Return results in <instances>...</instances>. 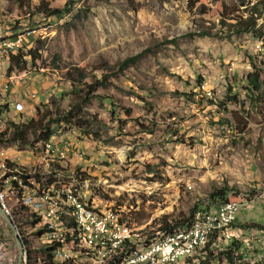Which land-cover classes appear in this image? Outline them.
Listing matches in <instances>:
<instances>
[{"label": "rangeland", "instance_id": "obj_1", "mask_svg": "<svg viewBox=\"0 0 264 264\" xmlns=\"http://www.w3.org/2000/svg\"><path fill=\"white\" fill-rule=\"evenodd\" d=\"M22 2L19 9L13 1L0 0V44L25 41L23 47L0 51L1 106H6L0 134L10 123H26L36 108L64 112L76 103L79 118L95 116L105 127L95 138L52 123L48 144L31 140L26 146L5 136L0 138V163L25 169L23 185L57 204L66 206L69 198L80 195L86 206L112 208L141 240L150 239L144 229L166 217L182 220L196 206L214 210L210 195L227 189V198L243 206L231 228L241 245L236 255L249 264H264V83L259 104L244 90L251 61L264 63V27L256 36H187L197 30L195 20L209 26L219 19L221 4L234 9L235 0ZM45 2L57 9L69 4L71 10L44 19L35 12ZM201 7L207 14H199ZM211 9L216 11L213 18ZM19 50L36 51L40 59L32 64L26 56L24 71H10V56ZM131 57L135 61L115 70L106 87L87 96L66 79L70 66L88 74L90 82L91 74L101 77L104 64L115 66ZM227 96H235L236 102H228ZM84 97L89 104L79 103ZM221 101L226 111L217 107ZM15 104L22 110H15ZM120 122L126 124L123 129ZM137 122L152 127V133L141 132ZM57 162L70 174H50L49 164ZM77 169L92 181L78 183L72 176ZM11 200L13 207L21 197ZM24 229L28 232L30 226ZM28 238L31 247L40 246L36 235ZM214 238L219 239L206 264H228L217 254L231 241ZM2 256L17 264V245L0 216V260ZM23 258L27 260L24 249Z\"/></svg>", "mask_w": 264, "mask_h": 264}, {"label": "trees", "instance_id": "obj_2", "mask_svg": "<svg viewBox=\"0 0 264 264\" xmlns=\"http://www.w3.org/2000/svg\"><path fill=\"white\" fill-rule=\"evenodd\" d=\"M3 1H13L19 9L23 8L22 0H3ZM96 2H109L110 0H95ZM237 1L234 9L229 8L226 4H221L222 10L219 14V19L217 22H208L209 26H204L203 20H195L197 30L194 33H189L187 36L192 37L196 35L198 37H221V35L225 37H230L232 35H241V34H254L257 35V32L260 31L264 27V0H235ZM72 3V2H71ZM191 3V7L195 6V3ZM69 4H67L63 9L50 8L48 2L43 3L40 7L36 8L35 14L42 15L44 19L50 18L52 16L69 13L70 12ZM199 14L205 15L207 14V10L202 7L198 10ZM210 17L216 16V11L213 9L209 10ZM261 22V23H260ZM260 23V24H259ZM217 29V30H215ZM214 31V32H212ZM262 34H260L261 36ZM19 50L16 54H11L10 56V71H14L16 68L19 71H24L28 62L24 59L26 56L29 57V62L34 64L35 61H38L40 58L36 51H29L24 54ZM136 57L127 58L122 63L117 64L115 66H108L104 64L101 68L102 75L99 79H96L94 74H91L93 78L92 81L86 82L88 79V74H85L84 71H80L75 66H70L66 73V79L70 83L71 87H78L79 91L84 92L86 96L90 93H93L98 87H106L108 85L107 79L108 77L114 73L115 70L122 71L127 65L134 62ZM14 65L16 66H12ZM252 72L246 76V86L244 90L249 97V100L253 103H257L258 100L263 97V76H264V63H259L258 65L254 64L251 61ZM16 67V68H15ZM15 68V69H14ZM199 86L201 83V79L198 80ZM81 104H89V98H79ZM226 100L228 102H236L235 96H227ZM78 103L71 106V108L67 111L60 112L58 108L52 112L51 110H46L45 112H41L39 108L35 109L34 114L30 117V119L26 123L15 124L10 123L7 125V128L4 130L2 134H0V138L8 136L11 142L17 143L19 145H31V140H35L37 142H43L48 144L50 137L52 136V128L51 124H60L66 125L74 130L81 131L89 136H93L95 138H100L103 132L104 125L101 124L100 121L96 120L95 116H90L88 119L79 118L80 109L77 108ZM217 107L222 111H226V103L224 101L218 102ZM6 106H0V122H2V110H4ZM77 110V112L75 111ZM125 115L127 117L130 116L129 110H124ZM52 115L54 118H52ZM126 124L125 122H120L119 127L123 129ZM136 126L141 129V132L151 134L152 127L145 126L143 123L137 122ZM119 129V128H118ZM31 138V139H30ZM8 170L17 172L22 180L23 174L26 172L23 168L13 167L9 164ZM49 172L53 176L66 175L70 174L69 170L64 169L60 162L49 164ZM73 178L78 183H84L88 181H92L86 174H82L78 172V169L74 174H72ZM10 194L15 197L16 195H20L21 201L15 200L16 204L12 207L10 203L8 206L10 217L16 219V229L19 231V240L22 244L24 252L27 257V264H51L52 257V248L50 246L42 244L40 237L45 232L46 228L41 226V219L35 216V214L28 213V207L25 206L22 200V188L19 184L15 182H11V187L9 190ZM210 201L215 204V209L218 207H222L223 204L226 203H237L235 201H231L227 198V189L222 188L220 191H214L210 195ZM27 208H25L23 205ZM217 208V209H218ZM214 209V210H215ZM214 210L209 209H199L198 206L194 207L188 217H184L182 220H169L170 218H164L160 220L156 224L155 227H151L150 229L146 228L142 232L147 235V237L155 238L161 234H171L178 232L179 230L189 229L195 222V216L199 213H209ZM69 211H66L68 213ZM65 218V227L67 230L75 231V223L72 215L64 216ZM126 221L125 218H122V222ZM234 224V223H233ZM232 224V225H233ZM25 225L30 226V230L27 232L24 229ZM255 227L262 228V226L256 225ZM179 229V230H178ZM34 234L38 237L37 247H31L29 241V235ZM214 237H211L206 244L204 251L202 254L195 256L194 258H189L186 260L187 264H193L194 261H198L196 264H206L207 260L213 255L214 244L217 243ZM216 247V246H215ZM241 245L236 243L233 239L230 244L224 247L221 251L218 252V259L224 258L228 264H249L244 262V256L242 254L236 255L240 251ZM36 252L37 255L33 256L32 253Z\"/></svg>", "mask_w": 264, "mask_h": 264}, {"label": "bare ground", "instance_id": "obj_3", "mask_svg": "<svg viewBox=\"0 0 264 264\" xmlns=\"http://www.w3.org/2000/svg\"><path fill=\"white\" fill-rule=\"evenodd\" d=\"M21 40H7L5 42H2L0 46H6V48H4L2 51L7 52V50L15 49L13 48V43H18ZM8 168L9 167L5 162L0 163V204L3 205V210L9 215L10 213L8 206L10 203H12L11 197H13L9 192L11 182L19 184L22 188V191L25 186L22 183L20 175L15 171L8 170ZM31 194L33 197H38L46 203L47 210L49 211V217L52 219V230H55V233H52V239H50L48 238L47 225L42 221L40 217L37 216L41 219L40 225L43 226V228H46L45 232L41 235L40 240L42 244L50 246L52 248V257H50L51 264H95V262L93 261L94 250L92 241L85 237V232L79 230L80 215L77 213L76 205H78V211H85L86 206L81 202L80 195L78 197L69 198L70 201H67V205L65 206L64 204H57L53 202L48 195L39 193L36 190H31ZM22 200L25 206L28 205V208H32L30 203H25L24 194L22 195ZM60 201L63 202L62 200H58V202ZM66 211L69 212L66 213ZM117 213L118 212L115 211V214ZM69 214H71L72 218L74 219L76 227L75 231L67 230L65 227L64 216H69ZM215 216H223V206L218 209V211L215 213ZM120 217V214H117V222H122ZM208 218H211V214L203 216L201 218H196L194 224L189 229L179 230L178 232L171 234H161L155 238H150L148 240H141L138 234H132L127 225L121 223L120 232L123 235H127V237H121L120 246H110L107 249L105 256L102 258V264H125L128 257L134 256L135 253L143 252V250H149V246H154V239L155 245H163L166 241H168L169 238H187L191 233L192 228L204 227V231H211V237H217L220 235L222 236L221 239H223L225 243L232 241V234H224L222 230L211 229V224H208ZM115 224L116 216H109L108 225ZM206 244L207 243H203V251ZM60 245L62 247L63 258H56L60 255ZM200 253L202 254V252H193L185 256L178 257L176 264H182L187 259L194 258ZM0 264H8V261L4 258V256L1 257ZM22 264H27L26 258L25 260H22ZM141 264H151V261H144L141 262Z\"/></svg>", "mask_w": 264, "mask_h": 264}, {"label": "built area", "instance_id": "obj_4", "mask_svg": "<svg viewBox=\"0 0 264 264\" xmlns=\"http://www.w3.org/2000/svg\"><path fill=\"white\" fill-rule=\"evenodd\" d=\"M24 45L25 41H20L13 43V48L23 47ZM4 48L6 46H0V51ZM0 90H2L1 78ZM12 107L17 111L22 110L19 104ZM25 190L27 191L26 201L31 204L32 212L47 225L48 238L52 239V233H55V230H52V219L49 217L46 203L38 197H33L28 186H25ZM0 206L3 209V205L0 204ZM76 206L77 213L80 215L79 230L85 232V237L92 241L95 264H102V258L105 256L107 249L110 246H120L121 237H127V235L120 232V224L127 221L117 222V214L112 212V208H101L96 205L85 206V211H78V205ZM222 206L223 216H215V210L212 211L211 218H208V224H211V229L222 230L224 234L234 235L231 231L232 224L235 221V215L243 209V206L240 203H226ZM109 216H116L115 225H108ZM210 237L211 231H204V227H199L192 228L187 238H169L163 245H155L154 239V246H149V250H143V252L128 257L125 264H141L144 261H151V264H176L178 257L193 252H203V243H208ZM56 258H63L61 245L60 255Z\"/></svg>", "mask_w": 264, "mask_h": 264}, {"label": "water", "instance_id": "obj_5", "mask_svg": "<svg viewBox=\"0 0 264 264\" xmlns=\"http://www.w3.org/2000/svg\"><path fill=\"white\" fill-rule=\"evenodd\" d=\"M0 216L2 217V219L5 221L6 225L9 227L13 239L17 245V249H18V261L17 264H21L22 260H23V247L22 244L19 240V236L17 233V229L15 224L13 223L12 217H10L0 206Z\"/></svg>", "mask_w": 264, "mask_h": 264}, {"label": "crops", "instance_id": "obj_6", "mask_svg": "<svg viewBox=\"0 0 264 264\" xmlns=\"http://www.w3.org/2000/svg\"><path fill=\"white\" fill-rule=\"evenodd\" d=\"M2 99H3V96H0V106H1V103H2ZM12 111H10L11 113Z\"/></svg>", "mask_w": 264, "mask_h": 264}]
</instances>
